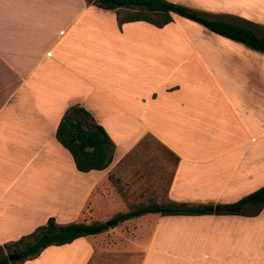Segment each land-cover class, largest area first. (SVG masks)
I'll list each match as a JSON object with an SVG mask.
<instances>
[{
    "label": "crops",
    "instance_id": "crops-1",
    "mask_svg": "<svg viewBox=\"0 0 264 264\" xmlns=\"http://www.w3.org/2000/svg\"><path fill=\"white\" fill-rule=\"evenodd\" d=\"M168 1L212 13L226 0ZM175 16L118 25L115 10L86 0H0V86L13 84L0 99V245L48 217L97 223L153 204L233 202L264 184V66L246 87V46L199 24L193 37ZM71 105L112 141L106 168L76 170L55 139ZM67 258L264 264V205L254 215L145 212L22 264Z\"/></svg>",
    "mask_w": 264,
    "mask_h": 264
},
{
    "label": "trees",
    "instance_id": "trees-1",
    "mask_svg": "<svg viewBox=\"0 0 264 264\" xmlns=\"http://www.w3.org/2000/svg\"><path fill=\"white\" fill-rule=\"evenodd\" d=\"M103 9H113L116 22L120 25L129 21H144L155 27H162L172 20V14L193 21L206 30L223 38L238 42L252 50L264 54V37L253 30L222 19L207 18L197 10L181 3L168 0H86ZM55 139L71 156L76 170H102L108 166L112 157L113 143L103 127L97 124L82 107L71 105L59 119ZM264 205V184L248 194L227 203H206L198 205L166 204L149 205L118 213L111 218L97 223L70 222L56 223L53 217L35 227L29 233L14 241L0 245V264H22L33 259L50 245H63L74 239L96 234L114 227L124 219L145 212H158L162 215H254ZM10 250L16 258L7 259Z\"/></svg>",
    "mask_w": 264,
    "mask_h": 264
},
{
    "label": "rangeland",
    "instance_id": "rangeland-1",
    "mask_svg": "<svg viewBox=\"0 0 264 264\" xmlns=\"http://www.w3.org/2000/svg\"><path fill=\"white\" fill-rule=\"evenodd\" d=\"M222 7L225 9L222 12H212V13L204 12L203 13V11H199V10L197 11L207 18L222 19V20H226L227 22H231V23H235L240 26H243V27H247L253 30V32H255L256 35L264 37V0H239V2L237 0H226V1H223ZM236 9H238L239 11H242V14L241 13L236 14L232 12V10H236ZM178 17L179 16H175L176 20L174 22V25L176 27L178 26L179 28H183V29L184 28L188 29L189 27H191L193 29V31L190 32L192 36L201 39L200 32L202 31L201 29H203L202 27H200L198 24L189 22L188 20L184 18L181 19L180 17L179 18ZM195 30L200 31L199 34L196 33ZM165 40H166L165 42L174 41L172 38H168V39L166 38ZM229 42L233 44H238L239 46L244 47L240 43L233 42V41H229ZM208 43L211 44L212 42L209 41ZM244 48L246 49L245 50V64H246L245 84H246V87H247V84H253L255 86L254 80L251 82L250 80H248L250 78H247V77L249 75L250 77H252V74L254 73L252 67L264 66V54L252 51L251 49L247 47H244ZM1 81L3 82L1 83L2 85L0 86V99L3 98V96L8 92V90L11 89V86L13 85L11 80H8V78L4 80V78L2 77ZM239 87L240 89L242 88L241 86ZM252 92H253V97L258 96L257 94L258 92L255 89H253L250 91L246 90V93H245L246 97H248V95H251ZM147 152L149 151H145L144 153H147ZM158 155L160 157L164 156L160 154L159 152L157 153V156ZM163 182L164 181L162 180V182L159 184L162 189L164 185ZM60 224H63V223H60ZM9 251L10 250L4 249L3 253H10L11 251L10 252ZM57 264H75V261L71 259L68 260L67 258L65 263H63V261L61 260V262L58 261Z\"/></svg>",
    "mask_w": 264,
    "mask_h": 264
},
{
    "label": "water",
    "instance_id": "water-1",
    "mask_svg": "<svg viewBox=\"0 0 264 264\" xmlns=\"http://www.w3.org/2000/svg\"><path fill=\"white\" fill-rule=\"evenodd\" d=\"M13 258H16V255L14 253H10L7 255V259L11 260Z\"/></svg>",
    "mask_w": 264,
    "mask_h": 264
}]
</instances>
